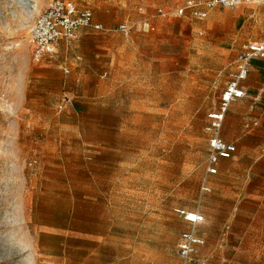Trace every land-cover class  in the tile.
<instances>
[{
    "label": "rangeland",
    "instance_id": "374dc122",
    "mask_svg": "<svg viewBox=\"0 0 264 264\" xmlns=\"http://www.w3.org/2000/svg\"><path fill=\"white\" fill-rule=\"evenodd\" d=\"M50 1L0 0V264H46L39 230L69 210L103 233L100 264H181L192 227L178 210L204 216L207 264H264V125L245 128L253 113L231 104L236 152L212 177L204 133L240 46L264 37V8L201 21L177 0H74L104 30L35 62L29 35Z\"/></svg>",
    "mask_w": 264,
    "mask_h": 264
},
{
    "label": "built area",
    "instance_id": "2783aa9c",
    "mask_svg": "<svg viewBox=\"0 0 264 264\" xmlns=\"http://www.w3.org/2000/svg\"><path fill=\"white\" fill-rule=\"evenodd\" d=\"M261 5L264 0H187L185 4L175 10L177 16L187 13L196 19H206L210 11L222 9H236L240 6ZM160 16H166L158 10ZM83 29L103 31L101 23H95L90 9H79L74 0H51L37 18L29 35L32 59L35 62H52L55 60L59 45L76 41ZM120 33L128 34L131 30L127 24L117 27ZM264 59V39L249 41L241 46L233 66L234 70L229 75V80L223 89L216 112L207 116L204 133L208 137V156L206 176H215L217 166L221 160L230 158L236 152V146L225 142L221 136L222 125L226 113L232 103L245 97V92L240 88L250 73L251 61ZM65 74L69 73L67 67L63 68ZM73 107L70 97L64 96L59 103L58 110H68ZM201 193H207L210 188L204 181L200 188ZM180 218L189 223L191 230L185 231L180 236L178 244V257L181 264H207L206 258H199V248L204 241L196 236L195 227L203 222L199 213L181 211Z\"/></svg>",
    "mask_w": 264,
    "mask_h": 264
},
{
    "label": "crops",
    "instance_id": "0c3cea01",
    "mask_svg": "<svg viewBox=\"0 0 264 264\" xmlns=\"http://www.w3.org/2000/svg\"><path fill=\"white\" fill-rule=\"evenodd\" d=\"M186 1L187 0H182V3L180 4L179 3L180 0H177V1H175V6L173 3H172V6H174V9L180 8L185 4ZM157 2L160 3V0H157ZM256 6H260V7L264 8V6H261V5H256ZM240 7H243V6H240ZM240 7L236 8V9H239ZM161 9L162 8L160 7L159 9H157V11L161 10ZM217 9H222V8H217ZM240 13H241L240 11H235L233 13V15L237 14L238 16H240L242 14V13L241 14ZM186 16L191 17L188 13L186 15H184L183 17H186ZM208 16H209V14H208ZM208 16H207V18H208ZM160 17L164 18L163 16H160ZM179 17H181V16H179ZM198 20H200V19H198ZM95 23H97V22H95ZM146 27L148 28V25H146ZM263 39H264V37H263ZM241 46H240V49H239L237 55L240 53ZM237 55H236V57H237ZM236 57H235V59H236ZM235 59L231 63V66H232L231 72L234 70L233 63H234ZM226 84H225V86H226ZM225 86H224V88H225ZM240 88L245 92V97L242 99H239L235 103H232L233 108L234 107L238 108L239 106L246 105L248 111L253 113L254 120H255L251 123V125L246 124L245 128L258 126V122H260L261 124L264 125V59H254L251 61L249 76L244 82L241 83ZM222 91H221V93H222ZM221 93H220V95H221ZM219 100H220V96H219ZM216 111L217 110H215L213 112H216ZM227 112H229V109ZM223 125H222V130H221V136H222L223 140L229 144H234V143L230 142L231 139L228 135V132L231 131V129H233L232 118L227 116L226 121ZM206 137H207V135H206ZM207 140H208V137H207ZM208 150H209V147H208ZM224 161H226V160H221L219 162V164L217 166L218 171H219V168L223 164ZM210 177H212V176H210ZM61 210H65V208H61ZM181 211H184V210H178L177 211L179 218H180L179 213ZM185 212L198 213V212H190V211H185ZM66 214L67 215L61 217L62 220L57 222L56 224L43 225L39 230L42 237L48 239L51 243V247L49 248V250L44 252V255H43L44 262L46 264H100L98 262V260L90 259V257L94 256L93 255L94 251L91 247L93 245H96L97 243L101 244L102 241L104 240L103 233L94 232V230H92V228L90 226H88L86 223L77 222L76 216H74V217L70 216V214H72V212L70 210ZM180 219L183 220L182 218H180ZM203 222H204V216H203ZM202 223H200V224H202ZM187 224L190 225L189 223H187ZM200 224H198V225H200ZM186 231H188V230H186ZM196 236H198V235H196ZM178 244H179V242H178ZM198 257L199 258H205V257L201 256L200 253L198 254Z\"/></svg>",
    "mask_w": 264,
    "mask_h": 264
}]
</instances>
